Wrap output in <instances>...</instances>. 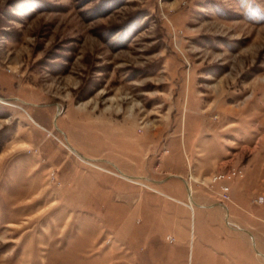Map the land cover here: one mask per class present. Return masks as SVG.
I'll use <instances>...</instances> for the list:
<instances>
[{
	"label": "rangeland",
	"instance_id": "1",
	"mask_svg": "<svg viewBox=\"0 0 264 264\" xmlns=\"http://www.w3.org/2000/svg\"><path fill=\"white\" fill-rule=\"evenodd\" d=\"M229 168L264 185V0H0V264H122L129 199Z\"/></svg>",
	"mask_w": 264,
	"mask_h": 264
},
{
	"label": "crops",
	"instance_id": "2",
	"mask_svg": "<svg viewBox=\"0 0 264 264\" xmlns=\"http://www.w3.org/2000/svg\"><path fill=\"white\" fill-rule=\"evenodd\" d=\"M120 170L130 178L144 175L130 163ZM252 171L247 170L246 178L233 186L229 203L202 202L194 194L192 204L153 200L149 194L127 199L132 206L145 208V221L137 225L131 219L124 225L122 264H189L190 259L193 264L195 258L198 264H264V203L252 200L264 185L254 186ZM165 180H154L162 195H167L161 190Z\"/></svg>",
	"mask_w": 264,
	"mask_h": 264
},
{
	"label": "built area",
	"instance_id": "3",
	"mask_svg": "<svg viewBox=\"0 0 264 264\" xmlns=\"http://www.w3.org/2000/svg\"><path fill=\"white\" fill-rule=\"evenodd\" d=\"M239 174V170L235 168L220 170L212 174L211 182L218 185L220 196L219 200L222 203L226 202L229 199L231 184Z\"/></svg>",
	"mask_w": 264,
	"mask_h": 264
},
{
	"label": "water",
	"instance_id": "4",
	"mask_svg": "<svg viewBox=\"0 0 264 264\" xmlns=\"http://www.w3.org/2000/svg\"><path fill=\"white\" fill-rule=\"evenodd\" d=\"M186 184H187V183H186ZM187 190H188V194L190 195V190H189L188 186H187Z\"/></svg>",
	"mask_w": 264,
	"mask_h": 264
}]
</instances>
